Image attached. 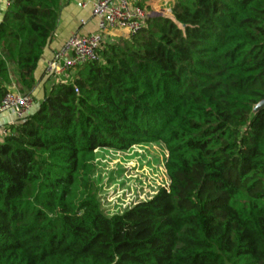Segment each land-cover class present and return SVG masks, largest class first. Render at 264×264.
<instances>
[{"label":"trees","instance_id":"16d2710c","mask_svg":"<svg viewBox=\"0 0 264 264\" xmlns=\"http://www.w3.org/2000/svg\"><path fill=\"white\" fill-rule=\"evenodd\" d=\"M7 2L0 48L30 93L62 0ZM66 75L0 143V264H264V0H172ZM11 85L0 54V101ZM143 141L167 188L107 215L96 151Z\"/></svg>","mask_w":264,"mask_h":264},{"label":"rangeland","instance_id":"374dc122","mask_svg":"<svg viewBox=\"0 0 264 264\" xmlns=\"http://www.w3.org/2000/svg\"><path fill=\"white\" fill-rule=\"evenodd\" d=\"M139 6L148 16H164L160 3L154 8H146L144 3ZM166 157L164 147L157 141H143L120 150H97L93 178L105 213H120L139 202L149 200L159 189H166Z\"/></svg>","mask_w":264,"mask_h":264},{"label":"built area","instance_id":"2783aa9c","mask_svg":"<svg viewBox=\"0 0 264 264\" xmlns=\"http://www.w3.org/2000/svg\"><path fill=\"white\" fill-rule=\"evenodd\" d=\"M139 2L140 0H96L92 5L91 14L97 20V31L70 37L63 50L47 62L46 73L55 76L73 72L86 63L97 61L98 50L109 30H124L127 37L136 34L148 18ZM171 2L163 0L160 3L164 16H171ZM74 92L78 94L76 87ZM33 105L28 95L8 92L0 101V114L9 113L13 118V125L22 121L31 112ZM0 134L2 139L8 134L7 126L1 129Z\"/></svg>","mask_w":264,"mask_h":264},{"label":"crops","instance_id":"0c3cea01","mask_svg":"<svg viewBox=\"0 0 264 264\" xmlns=\"http://www.w3.org/2000/svg\"><path fill=\"white\" fill-rule=\"evenodd\" d=\"M8 0H0V22L2 20L3 12L6 8ZM96 0H62V9L58 17V24L53 37L51 38L48 46L43 52L42 57L38 63L35 72L36 86L30 93L25 92L20 86L19 76L16 72L15 65L9 61L5 52L0 48V54L7 59L12 85L11 92L19 94H28L34 102V108L43 101L44 96L48 93L53 84L66 82L69 77L66 73L50 76L46 73L47 62L60 53L68 39L74 35L84 36L97 31V20L92 17V5ZM144 3V7H156L161 3V0H140L139 5ZM114 37L126 38L127 34L124 30H109L103 38V44L116 42ZM12 116L9 113L0 114V131L2 128L11 125ZM0 134V143L2 141Z\"/></svg>","mask_w":264,"mask_h":264},{"label":"water","instance_id":"95a60500","mask_svg":"<svg viewBox=\"0 0 264 264\" xmlns=\"http://www.w3.org/2000/svg\"><path fill=\"white\" fill-rule=\"evenodd\" d=\"M262 107H264V101L260 102L259 104L255 105L253 107V110H252V114L251 115H253L254 113H256Z\"/></svg>","mask_w":264,"mask_h":264}]
</instances>
